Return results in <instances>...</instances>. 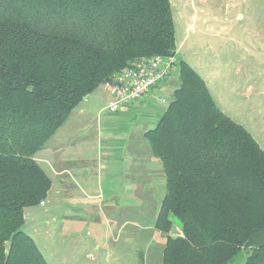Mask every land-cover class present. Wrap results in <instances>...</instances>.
<instances>
[{
    "label": "trees",
    "instance_id": "trees-1",
    "mask_svg": "<svg viewBox=\"0 0 264 264\" xmlns=\"http://www.w3.org/2000/svg\"><path fill=\"white\" fill-rule=\"evenodd\" d=\"M174 54L169 0H0V264H47L21 231L51 188L35 155L121 70ZM175 77L143 135L165 179L161 264H229L242 251L243 264H264V151L187 63Z\"/></svg>",
    "mask_w": 264,
    "mask_h": 264
},
{
    "label": "rangeland",
    "instance_id": "rangeland-1",
    "mask_svg": "<svg viewBox=\"0 0 264 264\" xmlns=\"http://www.w3.org/2000/svg\"><path fill=\"white\" fill-rule=\"evenodd\" d=\"M169 4L178 59L202 78L216 107L242 126L264 151V0H169ZM177 79L173 90L178 86ZM101 90L99 87L96 92ZM171 94L155 95L160 114L166 110ZM161 99L166 103L161 104ZM77 112L78 109L73 111L40 154L47 146L56 145L62 151L57 159L65 163L67 155L74 153L76 145L66 151L65 144L80 135L70 122ZM88 119L91 128L86 146L90 165H95L98 153L97 128L101 129L100 135L112 138L108 141L111 157L107 161L114 166L121 164L119 148L127 141V134L136 129L137 147L149 154L141 133L156 124L144 123L138 111L103 112L99 117L90 111ZM130 141L134 144V139ZM151 164L148 161L151 182L145 190H150L152 201L148 193L145 198L138 197L137 203L125 199L119 170L118 178L109 183V179L104 180V172L90 166L88 189L73 172L76 180L70 182L73 187L68 192L77 196L79 202L72 203L66 188L60 187L58 194H48L44 207L39 204L25 209L21 231L33 239L47 264H161L165 236L153 228V208L159 209L165 195V179L163 172L158 174L156 163ZM39 165L56 184L49 163ZM141 184L146 185L144 177ZM108 187L117 193L114 200H110ZM80 189L86 191L88 198ZM128 207L137 208L138 218L126 211ZM170 235L181 233L175 226ZM246 257L242 251L229 264H243Z\"/></svg>",
    "mask_w": 264,
    "mask_h": 264
},
{
    "label": "crops",
    "instance_id": "crops-1",
    "mask_svg": "<svg viewBox=\"0 0 264 264\" xmlns=\"http://www.w3.org/2000/svg\"><path fill=\"white\" fill-rule=\"evenodd\" d=\"M173 86H174V79L162 82L148 96H146L145 98L141 100H138L136 102H133L129 105L122 107L121 110H119V112L122 111V113H124L125 111H128L129 113V110L130 111L134 110V112L137 113L138 111V114L140 113V117L144 121V123L148 122V124H152V125L157 124V122L159 121L163 113L160 114L159 109L156 108L155 106L156 104L155 95L158 94L159 92H166V93L172 92ZM100 88H102L100 92H96L97 90H95L93 93L87 96L73 110L75 111L76 109H78V112L76 114V117L70 120L71 127H74L73 130L77 131V134L78 132H80V135L76 138V141L66 142L67 143L65 144L66 151H67V148L71 146L72 144L76 145L75 148H73L74 153H70L69 155H67L66 162L62 163L61 162L62 160L57 159L62 151L61 149H58L56 145H54L51 148L47 146V149L43 154H40L42 151L41 150L35 155V160L38 164H40L41 162L49 163L50 172H52V175L55 177L56 184L52 180V178L49 177L51 180V188L48 194L49 196L51 195V193L53 195H56L62 191L61 188H66L67 196H70L68 191L73 187V185L70 182L73 183L76 180V177L73 173L74 171L77 174L76 176L81 180V182L85 183V185L87 186L86 189H88L89 183L87 179L88 177L87 169L90 168L91 166V167H95L99 172H104L105 173L104 180L109 179V183H113L115 178H118L117 171L119 170V173H120L119 176L122 180V187L124 188L122 192V197H124L125 199L133 203H137L138 197H140V199L141 197L145 198L146 193H148V199L152 201L150 190L149 191L145 190L147 188V185L150 184L151 182V179L149 176L150 171L148 170V167H150L148 166V161H151L152 163L151 165H154V163H156L158 167V174L159 172H162L161 170L162 167H161L159 160L154 158L150 152L149 154L142 152L137 147V144L135 142L137 136L139 135L138 133H135L137 129L134 132L127 134V137L125 138V140L127 141L125 142V144L121 145L123 147L119 148L120 150L119 157L121 158V162H120L121 164L118 166H114L113 164L107 161L111 157L110 151L108 150V146H109L108 141L111 140L112 138L100 135L101 129L97 128L96 143H97L98 153L96 155L95 165L94 166L90 165V162H89L90 157H88V147L86 146L89 140L88 131L91 128V125H88L89 112L93 111V113H95V115L99 117V115H101L103 112H106L105 109L109 105L112 99L110 93L107 90H105L102 86ZM163 101L164 99H161L160 103L165 104L166 102L163 103ZM73 111L70 113V115L68 116L66 120L70 118ZM145 132L143 131L141 133L142 138ZM131 139H134L133 141L134 144L130 141ZM103 142H104V145H103ZM154 161H158V162H154ZM65 175L67 177H64ZM143 177H144V181L146 185L141 184ZM107 191L109 193V196L111 197L110 200H114L116 198L115 195L117 193L113 191V188H109V187L107 188ZM80 192L84 194L86 198H88L89 195H87L85 190L80 189ZM76 198L77 196L75 197L70 196V201L72 203L79 202L80 200ZM44 206H45V203L41 207H44ZM127 210L130 215L133 214L134 217L138 218V213H137L138 211L136 207H133V208L128 207L126 211ZM158 211L159 209L155 211V209L153 208L154 214L156 213L157 215ZM156 215H155V218H156ZM135 222L136 220H134V223H133L134 228L137 226ZM118 229H120V227Z\"/></svg>",
    "mask_w": 264,
    "mask_h": 264
},
{
    "label": "built area",
    "instance_id": "built-area-1",
    "mask_svg": "<svg viewBox=\"0 0 264 264\" xmlns=\"http://www.w3.org/2000/svg\"><path fill=\"white\" fill-rule=\"evenodd\" d=\"M178 64L177 54L155 55L136 60L130 67L118 73L112 81L103 84L102 87L112 98L105 111L114 114L122 107L145 98L162 82L176 76ZM43 205L41 202L40 206Z\"/></svg>",
    "mask_w": 264,
    "mask_h": 264
},
{
    "label": "water",
    "instance_id": "water-1",
    "mask_svg": "<svg viewBox=\"0 0 264 264\" xmlns=\"http://www.w3.org/2000/svg\"><path fill=\"white\" fill-rule=\"evenodd\" d=\"M9 247H10V243H8V244L6 245V247H5L6 252L8 251Z\"/></svg>",
    "mask_w": 264,
    "mask_h": 264
}]
</instances>
